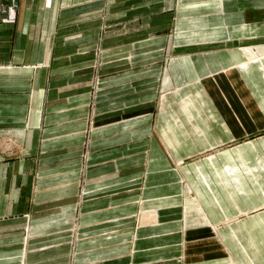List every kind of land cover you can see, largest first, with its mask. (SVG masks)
<instances>
[{
	"label": "crops",
	"instance_id": "crops-1",
	"mask_svg": "<svg viewBox=\"0 0 264 264\" xmlns=\"http://www.w3.org/2000/svg\"><path fill=\"white\" fill-rule=\"evenodd\" d=\"M0 264H264V0L0 14Z\"/></svg>",
	"mask_w": 264,
	"mask_h": 264
},
{
	"label": "built area",
	"instance_id": "built-area-1",
	"mask_svg": "<svg viewBox=\"0 0 264 264\" xmlns=\"http://www.w3.org/2000/svg\"><path fill=\"white\" fill-rule=\"evenodd\" d=\"M9 3V7L6 5ZM18 9V0H0V14H6L9 10L16 11Z\"/></svg>",
	"mask_w": 264,
	"mask_h": 264
},
{
	"label": "rangeland",
	"instance_id": "rangeland-1",
	"mask_svg": "<svg viewBox=\"0 0 264 264\" xmlns=\"http://www.w3.org/2000/svg\"><path fill=\"white\" fill-rule=\"evenodd\" d=\"M96 86V85H95ZM94 90H95V87H94Z\"/></svg>",
	"mask_w": 264,
	"mask_h": 264
}]
</instances>
